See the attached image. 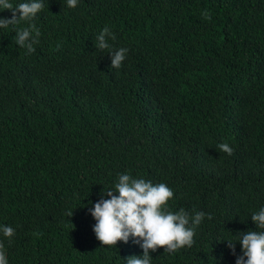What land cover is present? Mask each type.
Returning a JSON list of instances; mask_svg holds the SVG:
<instances>
[{
  "label": "trees",
  "instance_id": "1",
  "mask_svg": "<svg viewBox=\"0 0 264 264\" xmlns=\"http://www.w3.org/2000/svg\"><path fill=\"white\" fill-rule=\"evenodd\" d=\"M41 2L31 22L0 28L8 264L142 256L131 237L101 247L92 230L88 209L120 174L165 184L173 213H205L191 247L150 251L151 264H236L227 240L260 231L251 215L264 208V0ZM29 23L40 36L27 54L14 36ZM105 27L113 49H128L119 69L96 47Z\"/></svg>",
  "mask_w": 264,
  "mask_h": 264
},
{
  "label": "clouds",
  "instance_id": "2",
  "mask_svg": "<svg viewBox=\"0 0 264 264\" xmlns=\"http://www.w3.org/2000/svg\"><path fill=\"white\" fill-rule=\"evenodd\" d=\"M76 5L77 0H67L68 7ZM43 7L41 0H30L15 7L9 0H0V9L11 12V18L0 17V28L16 26L22 21L31 22ZM202 15L205 19H211L206 11ZM39 36L40 32L35 24L29 23L28 27L16 30L14 40L30 54L35 51L34 45L39 42ZM109 39L114 41L116 37L105 27L96 37V47L99 50H108L111 68L119 69L128 49H113ZM217 147L228 155L233 154V149L227 143H220ZM173 195V191L163 183L154 185L144 179H135L129 174H120L114 188L102 191L101 198L88 209L96 221L92 230L101 242V247L117 245L118 241L128 243L131 237L133 243L143 250V254L128 257L127 264H151L150 251L154 252L158 248L173 253L185 246L191 247L195 229L201 224L205 213L196 212L194 216H190L183 208L175 213L169 211L167 203ZM72 214L73 212H69V217ZM208 218L211 219V216ZM251 220L260 231L237 233L236 241L241 245L240 255L236 254L237 242L227 240V247L236 256V264H264V208L253 213ZM0 232L9 241L14 235V229L10 226H0ZM0 264H8L2 244Z\"/></svg>",
  "mask_w": 264,
  "mask_h": 264
}]
</instances>
